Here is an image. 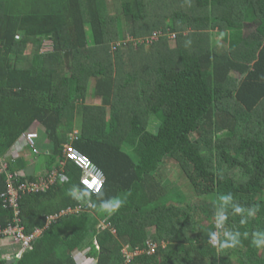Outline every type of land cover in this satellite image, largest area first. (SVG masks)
Listing matches in <instances>:
<instances>
[{"label":"trees","instance_id":"trees-1","mask_svg":"<svg viewBox=\"0 0 264 264\" xmlns=\"http://www.w3.org/2000/svg\"><path fill=\"white\" fill-rule=\"evenodd\" d=\"M8 1L0 0V155L39 123L52 144L47 166H59L78 130L74 146L105 175L100 196L125 203L111 216L78 204L68 190L83 187L82 172L65 161L67 183L20 199L21 225L30 234L51 215L82 209L58 218L20 258L0 254V264H78L77 254L96 264H264V248L251 244L264 230V0ZM167 159L193 196L167 195ZM25 166L20 156L8 171ZM7 190L2 173L0 228L15 215ZM227 193L259 205L245 225L229 209L225 230L242 234L234 248L220 247L215 228ZM125 247L144 252L127 262Z\"/></svg>","mask_w":264,"mask_h":264},{"label":"built area","instance_id":"built-area-1","mask_svg":"<svg viewBox=\"0 0 264 264\" xmlns=\"http://www.w3.org/2000/svg\"><path fill=\"white\" fill-rule=\"evenodd\" d=\"M22 139L24 144L29 145L34 149L35 152H37V133L29 132L24 134ZM78 139L79 132H75L71 137V141L64 146V159L65 161L74 163L81 170L82 177L80 179V184L82 180L87 181V185L90 188L97 189L100 193L105 184V175L103 171L97 165H95L87 155L81 153L74 146V142ZM20 146V143L17 144L14 147V150L18 152L21 151L22 147ZM63 164L64 163H62V166ZM0 173H5L7 175L8 190L7 193L3 195L5 197L4 204L5 206L12 208L15 214L12 223H10L5 228H0V238H12L20 243V250L16 254L17 258H20L26 251L32 250L33 242L39 238L45 229L49 228V226L60 216L70 213H78L82 209L81 206H77L74 210L70 208L60 215L49 216L47 218V224L44 228H37L34 232L26 234L24 232V227L21 225L19 206L20 199L27 194L45 193L51 186L55 185L58 180L62 183H67L69 181L68 176L62 170L61 172H53L47 176H43L37 181H23L18 173H10L8 171V165L2 163H0ZM81 185L85 187L84 184ZM155 251L156 245L149 243V249L147 253L154 254ZM143 252L144 251L138 250L135 253H131L127 247L123 249V254L127 258V262H129L133 256Z\"/></svg>","mask_w":264,"mask_h":264},{"label":"clouds","instance_id":"clouds-1","mask_svg":"<svg viewBox=\"0 0 264 264\" xmlns=\"http://www.w3.org/2000/svg\"><path fill=\"white\" fill-rule=\"evenodd\" d=\"M63 179V178H62ZM81 184L85 187H80L79 185H73L69 190V196L75 200L78 204L87 205L95 208L99 213L107 214L111 216L113 213L118 211L125 203L124 196H114L110 198H102L97 189L90 188L87 185V181L82 180ZM95 194L99 200L98 204L91 202V196ZM229 209L232 213L240 216V224L245 225L248 219L255 217L257 211L259 210V205H254L249 208L241 206L239 203L234 201V197L231 193L221 195L219 197V203L216 208L215 217V228L217 230H223V239L219 240V245L221 248H234L241 243V233L239 231H229L225 230V224L228 220ZM244 236H248V233H244ZM208 243L216 246L218 243V231H210L208 233ZM251 244L252 246L260 249L264 248V230H258L251 233Z\"/></svg>","mask_w":264,"mask_h":264},{"label":"crops","instance_id":"crops-1","mask_svg":"<svg viewBox=\"0 0 264 264\" xmlns=\"http://www.w3.org/2000/svg\"><path fill=\"white\" fill-rule=\"evenodd\" d=\"M95 98H97L96 100H99L102 103V100L99 97H95ZM35 126H36L35 129L32 127L30 131H27L24 134H27L29 132H32V133L35 132L38 134V139L36 140L37 152H34V149L32 147H30V149L33 150V153H31V150H28V149H25V151H23V148L26 146V144H24V142L21 145L22 146L21 151L18 152L16 150H14V147L16 146V144L18 142L23 141V139H22V137L24 135L23 134L22 137L20 138V140L18 139L19 141H17L13 145V148L10 151H8V153L6 155H4V156L0 155V163L6 164L9 166V161H11L13 159H17L20 156H24L26 166L24 167L23 170L17 171L15 173L22 174L23 177H25V179L31 180L30 178H32V179H34V181H37L39 178H41L43 176H47L53 172H61L63 170L62 168L64 167L66 162L64 159V155H63V161H61V160L59 161V166H56L57 164H55L52 167H50L51 169L47 166L46 157L50 155V148H51L52 144L48 140L47 134H45L43 132L41 125L39 123H35ZM75 132H79V131L78 130L74 131L70 135L69 142L71 141V137ZM62 163H64L63 166H62ZM0 174H2V173H0ZM81 177H82V174H81ZM81 177H80V179H81ZM57 183H62V182H60L58 180L56 182V185H57ZM62 184H64V183H62ZM54 186L55 185L51 186L47 190V192L50 191ZM68 209H66V210H68ZM66 210H62L61 212L54 214V215H51V216L60 215ZM60 217H62V216H60ZM19 250H20V243L16 240L13 241L12 238H5L4 241L0 242V254H1V257H3V259L5 257L7 258V260H11L12 258H17L16 254L18 253Z\"/></svg>","mask_w":264,"mask_h":264},{"label":"rangeland","instance_id":"rangeland-1","mask_svg":"<svg viewBox=\"0 0 264 264\" xmlns=\"http://www.w3.org/2000/svg\"><path fill=\"white\" fill-rule=\"evenodd\" d=\"M6 3L9 5V1L5 0ZM255 26L250 25L247 28H245V35L250 34L251 32L254 31ZM43 48L42 51H50L52 49V44L51 42H43ZM32 50V45H29L27 49V54H30ZM92 93V90L90 91V94ZM97 98H88L87 104H95V105H100L101 101L96 100ZM35 124L33 125V128L35 129ZM150 129L152 131H156V124L154 121H152V124L150 125ZM22 147V146H20ZM163 183L167 185V187L170 189L169 193L167 195L171 196L172 198L177 199L179 198L182 200L184 197H191L193 196L192 189L190 188L189 182L187 181L186 177L183 175L181 172L178 164L172 160V159H167L166 163L163 168ZM179 192V196L177 193ZM176 195V196H175ZM178 201V200H177ZM191 201V200H190ZM105 228V227H103ZM14 241V239H12ZM75 259L78 264H96V261L93 259H87L85 254H77L75 256Z\"/></svg>","mask_w":264,"mask_h":264}]
</instances>
